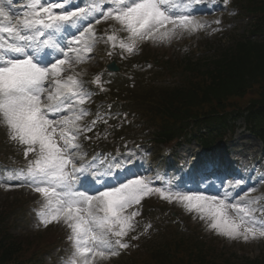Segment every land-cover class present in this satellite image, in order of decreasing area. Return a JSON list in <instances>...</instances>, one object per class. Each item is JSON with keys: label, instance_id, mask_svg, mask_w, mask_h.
<instances>
[{"label": "snow or ice", "instance_id": "6c2138e0", "mask_svg": "<svg viewBox=\"0 0 264 264\" xmlns=\"http://www.w3.org/2000/svg\"><path fill=\"white\" fill-rule=\"evenodd\" d=\"M201 2L0 0V126L27 161L24 168L4 170L8 181L18 183H4L0 176V187H27L42 199L39 225L62 224L68 230L72 252L65 264H104L129 248L126 238L136 231L138 206L152 195L179 205L217 236L245 243L264 239V193L252 195L254 185L237 191L242 178L221 181L223 194H208L200 191L213 174L207 169L192 186L157 185L159 175L128 168L121 179L120 160L101 154L87 159L82 151L81 137L90 139L87 133L107 120L97 112L83 123L91 114L85 105L92 92L77 66L93 59L101 42L109 46L108 55L119 48L131 56L143 43H171L209 28L193 7ZM109 20L119 27L98 35L96 25ZM92 83L104 91L100 74Z\"/></svg>", "mask_w": 264, "mask_h": 264}, {"label": "rangeland", "instance_id": "374dc122", "mask_svg": "<svg viewBox=\"0 0 264 264\" xmlns=\"http://www.w3.org/2000/svg\"><path fill=\"white\" fill-rule=\"evenodd\" d=\"M232 1L233 0H229V3L232 4ZM236 6L238 7V4ZM209 18L210 19L205 22L210 24V27L198 31L196 34H184L180 39L173 40L171 43L166 44H153L150 42V53L159 56H165L164 54H167L165 56L166 58L181 57L183 52L188 50L207 51V53H210L209 51L212 50V47L224 45L230 35H240L246 29L248 23L247 19L241 17L238 9H236V12L234 14H227V12L218 9L212 11ZM216 20L221 21L220 25H216L214 23V21ZM221 27L224 28L225 34L219 35L217 34L219 31H215V29L219 28V30L221 31ZM101 50L102 49L100 47H97L93 53L96 56H93V59L89 60L88 63L77 66V70L79 71L81 69V66L84 65H95V63L97 62L96 59L101 57ZM244 135L245 134L242 132L241 134L235 136V139L233 140L234 146L231 148V150L241 151L239 154H241L242 156H244L248 152L257 151V148L254 145L252 139L249 140L250 137L248 136L249 139H247ZM82 151L86 152L87 150L84 149ZM23 157V152L20 147L10 142L6 129L3 126H0V176L5 177L4 183H12L7 180V174L4 171L7 164L13 160L22 159ZM14 190H16V193L8 194L9 192ZM22 192H25L24 187H17V189H14L13 187L8 190L0 187V206L4 202H6V204H12V213L11 217L9 218V224L12 227L13 233L17 235H34L38 233L33 230H35L34 222L38 220L37 212L40 209L34 207V209L27 210V204L25 202L26 199L28 200V203L30 202L31 204L35 205V197L33 193H31L30 197H28L26 196V193L23 194ZM146 200H149V202H147V211L145 212L144 216L150 217L151 215L155 222L165 223L166 225H173L176 230H181L184 228L186 230L188 227L196 228L197 231H200L201 234L207 235L209 240L214 241L215 239H218V244H220L221 247L224 246L226 248L227 254H234L235 252L233 251H240L239 254L246 252L248 253V255L255 256L264 251V242H262V239L250 241L247 243L242 241L228 240L209 232L205 228L202 221L194 219L191 214L186 213L182 209V207L177 204H170L155 197L154 195L147 197ZM19 203H23V208L19 205ZM166 205H174L178 212L174 209L166 207ZM188 231L190 232V230ZM64 232L68 233V230L65 228ZM192 234L194 235V233ZM219 240L223 242H220ZM65 242L67 243V247H71L68 236L66 237ZM61 245L62 243L60 244V246ZM143 245L147 246L151 244L146 240ZM55 252L57 253L58 249L55 250ZM119 257L120 254L118 256L111 257L109 260L105 261L104 264H114V262L117 261ZM53 258L54 255L45 256L41 264H59L58 262L54 261ZM67 258L68 257L63 256L61 261H66ZM227 258L229 259L230 256L228 255Z\"/></svg>", "mask_w": 264, "mask_h": 264}, {"label": "trees", "instance_id": "16d2710c", "mask_svg": "<svg viewBox=\"0 0 264 264\" xmlns=\"http://www.w3.org/2000/svg\"><path fill=\"white\" fill-rule=\"evenodd\" d=\"M241 48H237V54L235 56L229 57L225 55L224 57L227 56V58L215 61V67L205 73V76L204 73L201 74V85L199 81L196 83L193 94L186 95L185 97L180 95L178 99L174 97V99H168L166 101L171 103L167 106L168 108L175 109L173 114L175 118H179L180 114L191 116L190 111L194 108L204 107L206 103H211L216 99H219L218 102H220L224 97L234 92L238 94L256 82L257 84H261L258 80L264 81V56L252 55L251 49ZM228 58L230 60L227 61ZM260 95L264 99V95L261 92ZM189 96L191 97L186 99ZM151 117L155 120V125L159 128L158 136L166 139H181L192 136L200 124L199 120L181 122L170 120L167 117H157L156 115H151ZM257 136L264 141V132ZM5 217L4 212L0 213V224ZM19 251V246L13 242V238L0 226V264H16ZM17 264H23V262L19 261ZM196 264L208 263L204 261L203 256H200ZM213 264L230 263L224 261ZM249 264L261 263L254 262Z\"/></svg>", "mask_w": 264, "mask_h": 264}, {"label": "bare ground", "instance_id": "6f19581e", "mask_svg": "<svg viewBox=\"0 0 264 264\" xmlns=\"http://www.w3.org/2000/svg\"><path fill=\"white\" fill-rule=\"evenodd\" d=\"M193 179H194L193 177L190 178V183H191V184L194 183V180H193Z\"/></svg>", "mask_w": 264, "mask_h": 264}]
</instances>
